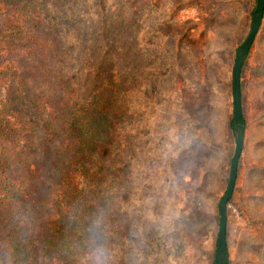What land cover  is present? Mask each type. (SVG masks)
I'll return each instance as SVG.
<instances>
[{
    "label": "rangeland",
    "instance_id": "obj_1",
    "mask_svg": "<svg viewBox=\"0 0 264 264\" xmlns=\"http://www.w3.org/2000/svg\"><path fill=\"white\" fill-rule=\"evenodd\" d=\"M51 3L48 11L88 49L108 53L105 73L128 83L124 142L107 164L117 197L114 253L96 264H215L219 205L236 149L233 73L257 1ZM262 25L242 73L246 135L228 207L230 264H264V20ZM50 37L58 48L57 36ZM23 66L37 71L33 60L25 58ZM31 76L27 96L34 102L42 94L35 96L41 75ZM18 101L12 111L26 122H45L59 111L52 103L42 115Z\"/></svg>",
    "mask_w": 264,
    "mask_h": 264
},
{
    "label": "trees",
    "instance_id": "obj_2",
    "mask_svg": "<svg viewBox=\"0 0 264 264\" xmlns=\"http://www.w3.org/2000/svg\"><path fill=\"white\" fill-rule=\"evenodd\" d=\"M50 6L0 0V264H96L114 253L117 197L107 164L124 142L128 83L108 76V53L88 49ZM39 73L42 94L29 101L27 75ZM18 100L42 115L52 103L59 111L26 122L12 111Z\"/></svg>",
    "mask_w": 264,
    "mask_h": 264
},
{
    "label": "water",
    "instance_id": "obj_3",
    "mask_svg": "<svg viewBox=\"0 0 264 264\" xmlns=\"http://www.w3.org/2000/svg\"><path fill=\"white\" fill-rule=\"evenodd\" d=\"M257 5L252 18V25L250 32L243 43V45L237 51V57L233 73V98H234V122L233 133L235 137L236 149L232 160L231 177L227 192L219 205L220 213V232L218 239L217 252L215 257V264H227L228 260V205L232 200L238 175L241 158L244 152L245 135H246V123L243 114L242 106V73L246 63V60L250 54V51L257 39L259 31L262 27L264 20V0H256Z\"/></svg>",
    "mask_w": 264,
    "mask_h": 264
},
{
    "label": "crops",
    "instance_id": "obj_4",
    "mask_svg": "<svg viewBox=\"0 0 264 264\" xmlns=\"http://www.w3.org/2000/svg\"><path fill=\"white\" fill-rule=\"evenodd\" d=\"M241 85H242V79H241Z\"/></svg>",
    "mask_w": 264,
    "mask_h": 264
}]
</instances>
